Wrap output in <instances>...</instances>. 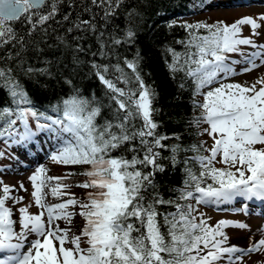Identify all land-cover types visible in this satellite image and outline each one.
Instances as JSON below:
<instances>
[{"label":"snow or ice","instance_id":"6c2138e0","mask_svg":"<svg viewBox=\"0 0 264 264\" xmlns=\"http://www.w3.org/2000/svg\"><path fill=\"white\" fill-rule=\"evenodd\" d=\"M123 4L124 0H0V90L10 101L0 106V137L27 150L24 158L33 149L38 154L50 148L47 154L55 164L87 165L79 173L87 179L76 186L93 190L81 200L65 191L72 185L62 182L75 173L51 176L47 167L37 166L29 181L40 211L33 214L29 206L20 207L16 220L6 202L15 205L25 197L12 194L15 186L2 185L0 264H218L225 257L227 264H242L245 255L264 248V238L255 240V233L247 247L229 245L224 229H246V224L221 220L212 226L203 218L197 220L191 204L178 203L192 198L198 204L237 198L264 202V75L251 85L222 82L264 66V44L252 38L262 34L258 30L264 27V14L231 24L185 22L180 26L187 38L177 41L184 51L166 49L171 61L165 64L172 77L182 73L194 84L193 96H203V102L194 100L200 114L192 123L208 125L203 133L214 143L205 149L209 155L195 157L199 173L186 167L184 190L175 200H165L156 175L165 171L164 159L176 164L180 145L169 147L164 141L171 137L158 131V93L145 83L139 52L131 60L117 53L136 36L131 26L121 30L115 24ZM128 15L131 18L133 12ZM242 26H250V36L242 35ZM241 46L252 51L245 53ZM45 53L52 58L46 57L43 67L29 62L32 54L39 59ZM66 61L73 72L90 66L105 86L111 119L98 123L104 105L75 87L50 109L34 104L20 75L59 76L72 86V79L63 75ZM237 64L247 66L237 72ZM41 133L49 134L47 143ZM161 150L170 151V157H163ZM191 150L199 151L196 146ZM19 190L27 192L23 184ZM49 195L69 199L51 203ZM161 205H174L176 210L160 212ZM77 207L78 212L70 210ZM77 215L84 220L79 234L71 226Z\"/></svg>","mask_w":264,"mask_h":264},{"label":"trees","instance_id":"16d2710c","mask_svg":"<svg viewBox=\"0 0 264 264\" xmlns=\"http://www.w3.org/2000/svg\"><path fill=\"white\" fill-rule=\"evenodd\" d=\"M211 1L124 0V4L118 10L119 14L115 20V24L119 29L123 30L127 26H131L136 32L134 41L120 46L117 49V53L121 59L127 57L131 60L139 52L142 57L141 74L145 83L154 87L158 93L155 107L160 111L154 117L161 125L158 131L171 137L164 141L169 147L180 145L176 164L173 165L170 159H164L162 162L165 165V171L156 175L158 191L165 200H175L180 195V192L184 190L186 167L191 168L197 174L199 173L200 165L195 157L198 155H209V152L205 151L208 146L202 138L203 124L196 127L192 123L193 118L200 114V109L194 107V100L203 102V96H193L194 84L191 79H185L182 73L176 74L175 78L172 77L165 64L166 59L171 61V56L166 49L171 47L178 52L184 51L183 45L177 43V41H183L187 38L185 29L180 26L185 22L178 21V19L193 15ZM129 12H133L131 18H129ZM170 25L172 26L170 27ZM46 57L52 58L51 53H45L39 59H37L36 54H32L29 62L35 67H43V60ZM84 59L88 60L91 57H84ZM66 62L68 63V68L63 69V75L72 79V86L65 84L59 76L55 79L45 76L29 79L24 75H20V79L34 104L41 110L50 109L52 105L57 104L70 95L72 88L75 87L80 90L81 95L89 99L94 95L104 105L101 116L97 118L98 123H103L104 119H111V106L105 95V86L96 78L90 66L85 64L73 72L71 71L73 66L70 61ZM112 62H116L115 58L112 59ZM126 71L130 72L128 69ZM181 83H184V88L180 87ZM120 86L123 87V85ZM9 103L7 93L0 90V106ZM49 114L55 115L51 112ZM139 123L137 121V124ZM174 134L179 136L180 139L177 140ZM4 138L6 137H0V143ZM193 146H196L199 151L191 150ZM118 154L119 151L113 153V155ZM161 154L165 158L171 155L168 150H161ZM185 160H188L187 165L184 163ZM70 166L72 169L69 172L75 174L82 173L88 167L87 165ZM84 179L86 180L87 177L84 176ZM207 182L211 183L210 180ZM188 190L193 189L189 188ZM178 203L182 205L191 204L194 209L193 215L196 216L197 202L194 198L179 200ZM175 210L174 205L159 206L160 212H174ZM197 220L199 219L197 218ZM162 231L166 232V229H162Z\"/></svg>","mask_w":264,"mask_h":264},{"label":"rangeland","instance_id":"374dc122","mask_svg":"<svg viewBox=\"0 0 264 264\" xmlns=\"http://www.w3.org/2000/svg\"><path fill=\"white\" fill-rule=\"evenodd\" d=\"M264 14V0H212L209 4L205 5L203 8L198 10L193 15H190L189 17H181L178 19V21L182 22H188V23H197V22H206L208 24L215 23L217 21H224L228 24L233 23L234 21L245 17V16H253L258 17L259 15ZM262 34L258 37H252L256 43L258 44H264V27L259 29ZM242 35L244 37H248L251 35L250 26H242ZM241 49L243 52L247 53L252 51V49L249 46H241ZM232 59H240V57L237 54H230ZM259 63V61H257ZM245 64H237L234 65L237 72H240V70L243 67H246ZM264 72V66H260L251 72L247 73H241L238 75H234L231 77H228L227 79H224L222 82L224 83H240L245 84L247 82L248 85H251L258 76H261ZM218 84H213L211 87H217ZM208 89L205 88V91ZM208 127V125L203 124L202 125V133L203 129ZM48 133H44L43 137L45 138V142H48ZM205 140V143L208 146V149L211 148L214 141L211 137H209L206 133H203V137ZM7 140L10 141V145L13 146L11 149V153L6 152L4 150L7 148L5 145L2 144V141L0 143V150L4 153L3 156H0V196L3 195L2 193V185H9V186H15V191L12 193L15 196H24L25 199L21 203H17L13 205L12 201L9 200L6 202V206L13 208V219L18 220L19 218V212L18 209L20 207L29 206V212L30 213H38L40 210L35 206L34 200L31 196V192L33 191L32 185L29 181V177L33 174V172L36 170L37 166L44 165L49 169L48 175L51 176H64L65 173H68L72 167L65 166V165H59L53 163L48 156V151H50V148H46L45 151H41V157L40 161L36 163H32L28 165V162L24 159H13V155L20 156L19 154V147L20 145L12 143L11 138H7ZM8 146V145H7ZM24 151V149H20ZM22 156V155H21ZM38 158V155H37ZM219 159V157H218ZM33 162V161H32ZM216 167H223L222 164L216 163ZM10 168V169H9ZM83 175H73L66 179H64L62 182L65 184L72 185L69 189H66L69 194H74L77 198L81 200H86V194L88 192L93 191L92 189H84L81 187H77L76 185L78 183H82L84 181ZM20 184H23L27 188V192H24L22 190H19ZM48 201L51 203H57L61 202L62 200L69 199V196L66 195L62 197L61 199H56L48 196ZM233 202V201H232ZM230 202V204L232 203ZM256 205L251 204L250 208L253 210L254 213H252L253 216H249V214H245L242 212V207L247 206L245 204L242 206V203L236 204L229 208H234L231 210H224L221 206L222 203L219 204H203V203H197V212L196 216L198 219H205L209 225L214 226L218 221L221 220H228V221H237L240 223L246 224L248 227L246 229H239L235 227H227L224 229V232L228 236V244L232 245H239L242 247H247L249 245V238L252 236V234L255 233V240H259L260 238H264V216H260V210L262 209L264 211V205L260 201ZM227 204V203H225ZM238 206V207H237ZM238 208V209H237ZM73 211H79V208H73L70 209ZM263 220V221H262ZM63 227L65 226L64 221L59 222ZM84 220L79 215L75 216L72 220V228L73 231H75L77 234H79V229L83 226ZM17 230H19V226L17 225ZM258 230V231H255ZM261 233V234H260ZM34 239L35 237H31ZM86 239V238H85ZM82 247H87L86 243H82ZM218 264H227V258L221 260L218 262ZM242 264H264V248L257 252H252L244 256Z\"/></svg>","mask_w":264,"mask_h":264},{"label":"bare ground","instance_id":"6f19581e","mask_svg":"<svg viewBox=\"0 0 264 264\" xmlns=\"http://www.w3.org/2000/svg\"><path fill=\"white\" fill-rule=\"evenodd\" d=\"M262 75H264V72L262 73ZM54 203V202H53ZM264 205V203H262ZM62 226V225H61ZM63 227V226H62ZM255 231H258V230H255ZM261 234V233H260Z\"/></svg>","mask_w":264,"mask_h":264}]
</instances>
